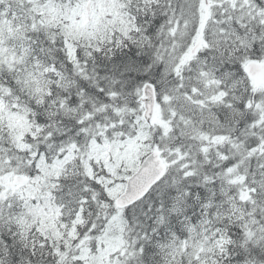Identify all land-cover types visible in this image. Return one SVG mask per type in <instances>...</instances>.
Returning a JSON list of instances; mask_svg holds the SVG:
<instances>
[{
	"label": "snow or ice",
	"instance_id": "obj_1",
	"mask_svg": "<svg viewBox=\"0 0 264 264\" xmlns=\"http://www.w3.org/2000/svg\"><path fill=\"white\" fill-rule=\"evenodd\" d=\"M0 264H264V0H0Z\"/></svg>",
	"mask_w": 264,
	"mask_h": 264
}]
</instances>
